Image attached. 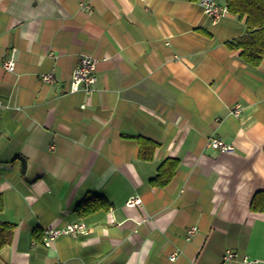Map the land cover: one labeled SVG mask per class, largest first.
Wrapping results in <instances>:
<instances>
[{
    "label": "crops",
    "instance_id": "1",
    "mask_svg": "<svg viewBox=\"0 0 264 264\" xmlns=\"http://www.w3.org/2000/svg\"><path fill=\"white\" fill-rule=\"evenodd\" d=\"M245 32L198 0H0V222L13 226L0 264H242L227 251L264 264V59L226 45ZM82 56L96 82L70 92ZM127 136L156 143L153 158ZM168 159L174 177L152 186ZM90 195L108 208L81 217ZM77 220L86 237L42 245Z\"/></svg>",
    "mask_w": 264,
    "mask_h": 264
},
{
    "label": "trees",
    "instance_id": "2",
    "mask_svg": "<svg viewBox=\"0 0 264 264\" xmlns=\"http://www.w3.org/2000/svg\"><path fill=\"white\" fill-rule=\"evenodd\" d=\"M228 13L239 19L245 20L246 32L243 36L227 42L231 50L239 51L240 60L249 67L256 68L264 59V0H226ZM135 140L139 145V158L151 160L158 145L148 139L139 136H127ZM178 162L174 159L164 161L158 168V174L151 181L154 187H164L174 177ZM256 196L251 207L256 210ZM4 208L3 197L0 194V212ZM108 203L104 198L88 196L78 207L77 213L84 217L89 214L106 210ZM260 210H264L262 205ZM13 226L0 222V250L10 243Z\"/></svg>",
    "mask_w": 264,
    "mask_h": 264
},
{
    "label": "built area",
    "instance_id": "3",
    "mask_svg": "<svg viewBox=\"0 0 264 264\" xmlns=\"http://www.w3.org/2000/svg\"><path fill=\"white\" fill-rule=\"evenodd\" d=\"M203 14L212 20L213 23L218 22L221 18L228 14L226 4L219 5L215 0H198ZM89 11V10H88ZM3 67L7 72H13L15 63L13 59L6 60L3 63ZM96 64L89 56H82L79 64L73 69L71 74V80L69 84V91L76 92L80 88H83L87 92H91V87L96 82L95 77ZM40 79L43 83L53 84L56 81V77L52 73L42 74ZM241 112V106L237 105L232 111V114L236 117ZM206 146L212 150L219 151L221 153H233L234 147L231 144H227L221 139L216 137H209L206 141ZM141 204V200L138 197H130L125 201V206L133 208ZM196 227H191L187 231V240L195 233ZM89 234L88 225L83 220H77L69 223L64 227L59 228H47L42 232L41 243L45 248H51L54 241L62 236H70L73 238L86 237ZM240 258L242 264H258V260L249 259L246 256L239 257L237 253L227 251L223 257L225 262L233 259ZM177 259V253H173L170 256L171 261Z\"/></svg>",
    "mask_w": 264,
    "mask_h": 264
}]
</instances>
